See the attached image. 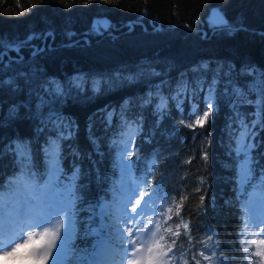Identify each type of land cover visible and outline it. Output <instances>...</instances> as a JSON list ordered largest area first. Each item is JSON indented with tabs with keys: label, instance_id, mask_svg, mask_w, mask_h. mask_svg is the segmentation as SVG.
<instances>
[{
	"label": "trees",
	"instance_id": "16d2710c",
	"mask_svg": "<svg viewBox=\"0 0 264 264\" xmlns=\"http://www.w3.org/2000/svg\"><path fill=\"white\" fill-rule=\"evenodd\" d=\"M214 9L231 31L208 29ZM262 72L264 0H0V202L19 193L20 177L45 188L43 147L56 134L42 121L55 112L73 132L52 185L64 193L73 183L79 209L62 264L92 262L109 238L99 208L124 192L125 145L132 159L123 164L170 264H264L244 243L256 198L264 200V127L252 129L253 176L241 183L232 96ZM214 76L213 110L203 126H186ZM49 80L65 95H46ZM241 111L257 119L255 104ZM21 139L34 149L26 163L10 147Z\"/></svg>",
	"mask_w": 264,
	"mask_h": 264
},
{
	"label": "snow or ice",
	"instance_id": "6c2138e0",
	"mask_svg": "<svg viewBox=\"0 0 264 264\" xmlns=\"http://www.w3.org/2000/svg\"><path fill=\"white\" fill-rule=\"evenodd\" d=\"M217 23L229 31L232 30L228 22L222 17L219 18ZM100 26L103 27L105 25L101 23ZM203 67L207 68V65H203ZM229 71H231V69H229ZM217 81L218 77L214 76L208 85V98L206 100L205 108L202 112H194L193 124L186 126L193 127V129L196 124L203 126V121L207 120L208 113L213 110V101L215 100L214 91ZM43 87L46 89V95H65V85L61 84L59 81L49 80ZM77 87H79V85H77ZM68 88L70 89L71 85H69ZM232 96L234 100V119L240 127V134L236 142L237 147L235 151L238 156L243 157L241 160V183H244L246 181L252 180L254 171V169L251 167L252 163L254 162L251 157V151L255 147V145L250 142L252 137L255 135L252 129L257 124H259L261 127H264V72L260 73L259 78L255 80L247 89L233 88ZM250 97L252 98L250 99ZM40 103L43 106L45 102L41 100ZM252 104H255L257 119L251 122H246V113L242 112L241 108L243 105ZM197 116H199V119H195ZM42 123L46 129H48L50 126V130L54 131L56 134L54 138L50 136L46 140L45 146L43 147V152L48 158V165L50 169L48 183L45 185V188H47L54 182H58V177L62 171L60 167V162L62 159L61 145L65 139L72 135L73 126L70 122L66 121V118L59 116L55 112L49 113L47 118L43 120ZM10 147L15 149V152L20 155L25 163L31 160L34 149L29 141L21 139ZM129 148L130 145H125V151L122 153V168L131 167L130 165L123 164V158L126 157L128 160L132 159V152L127 150ZM75 179L76 177L73 176L72 181L74 182ZM14 183L24 186L29 192L41 191L38 185L35 183L26 182L24 177L18 178ZM0 187H3V185L0 184ZM73 189V183L65 186V192L62 194L61 198L54 204H49L47 206L46 215L39 216V219L34 221L27 229L21 227L15 232L9 231L12 228L13 223L20 224L22 221L32 219V217L37 214L36 204L34 202L25 200L21 206L15 207L11 214L4 208L0 207V213H2V217H0V253L7 254L10 251L15 252L18 251L19 248L28 247L29 245H41L45 236L48 234L49 228H54L56 231L63 229L64 239L62 241L61 247L65 249L69 248L72 240L75 238V216L79 211V209L76 207L78 197L75 195ZM137 194L141 195L139 192ZM145 207H147V202H145ZM137 208H140V212H137ZM131 211L132 213H135V215L130 216V220H137L144 215H149L145 212V208L141 207L140 200H135V206L132 207ZM162 212L163 209H161V213ZM36 229L43 230V234L40 235L39 239H36L35 236H30L26 239L25 232L27 231L28 233H34ZM132 236L133 232L131 228H129L127 230V236L120 240V245L122 246V250L125 254L122 264H126L127 261L131 260L138 251L137 238L139 237V233H137V237L129 240L128 237ZM151 236V232L146 233L145 236L140 239V244L143 245L151 238ZM260 243L264 244V240H261ZM256 254L258 255L259 253ZM35 264H41V261L36 259ZM53 264H55V259Z\"/></svg>",
	"mask_w": 264,
	"mask_h": 264
},
{
	"label": "rangeland",
	"instance_id": "374dc122",
	"mask_svg": "<svg viewBox=\"0 0 264 264\" xmlns=\"http://www.w3.org/2000/svg\"><path fill=\"white\" fill-rule=\"evenodd\" d=\"M220 17L225 20L218 9L212 10L207 19L208 29L221 28L222 26L217 23ZM105 29H108V25L101 27L99 24L101 32ZM121 188L124 190V196L120 197V201L113 204L103 203L100 207L101 227L110 233V237L100 244L97 254L94 255L98 256V258L91 264H122L125 254L120 245V240L127 236L129 228L133 232V236L128 237L129 240L137 237V233H139V237L137 238L138 251L126 264H168L167 261L165 262V256L159 247V224L154 220V215L150 214V209L145 207V204L141 202V195L137 194L140 191L134 184L129 168L126 170V177L121 184ZM20 191L17 195L0 202V207L11 214L15 207L21 206L25 200H28L36 204L37 214L32 219L22 221L20 224L13 223L12 228L9 230L10 232H15L21 227L27 229L34 221L39 219V216L46 215L47 206L54 204L63 194L57 191V189H52V185L37 192H29L22 186ZM135 200H140L141 207H144L145 212L149 215H144L137 220H130L129 217L135 215L131 211L132 207L135 206ZM137 212H140V208H137ZM252 213L254 217L251 219V226L255 232L254 241H250L251 226L249 225L245 229L244 243L247 248L255 245L252 247H258L264 253V244L260 243L261 240H264V200L256 198ZM0 217H2V213H0ZM148 232L152 233L151 238L141 245L140 239ZM41 234H43V230L36 229L34 233L26 231L25 237L27 239L30 236H35L36 239H39ZM63 239V229L56 231L54 228H49L48 234L41 245H29L28 247L19 248L15 252L10 251L7 254L0 253V264H35L36 259H39L41 264H53L54 259L55 264H62L65 262L68 251V248L61 247Z\"/></svg>",
	"mask_w": 264,
	"mask_h": 264
},
{
	"label": "water",
	"instance_id": "95a60500",
	"mask_svg": "<svg viewBox=\"0 0 264 264\" xmlns=\"http://www.w3.org/2000/svg\"><path fill=\"white\" fill-rule=\"evenodd\" d=\"M95 21H96L95 23L97 24L98 20H95ZM101 21H103V22L106 23V24H109V21H108V20H101ZM141 25H144V24L141 23ZM231 29H232V28H231ZM216 31H217V29L213 30V31H212V34H214ZM201 32H203L204 35L207 34L206 30H202Z\"/></svg>",
	"mask_w": 264,
	"mask_h": 264
}]
</instances>
